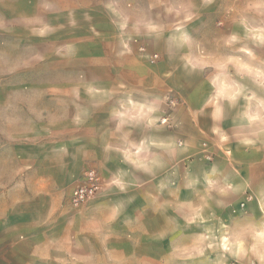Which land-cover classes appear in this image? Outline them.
I'll return each mask as SVG.
<instances>
[{
  "label": "rangeland",
  "instance_id": "374dc122",
  "mask_svg": "<svg viewBox=\"0 0 264 264\" xmlns=\"http://www.w3.org/2000/svg\"><path fill=\"white\" fill-rule=\"evenodd\" d=\"M238 64L241 86L252 89L244 72L264 74V0H0V234L8 240L0 252L23 251L29 221H85L103 197L72 206L95 166L64 174L57 157L44 164L31 146L71 144L89 111L103 133L104 110L129 91L198 108L201 83ZM17 175L25 185L10 191Z\"/></svg>",
  "mask_w": 264,
  "mask_h": 264
},
{
  "label": "crops",
  "instance_id": "0c3cea01",
  "mask_svg": "<svg viewBox=\"0 0 264 264\" xmlns=\"http://www.w3.org/2000/svg\"><path fill=\"white\" fill-rule=\"evenodd\" d=\"M247 67L252 89L238 64L201 83L198 108L129 91L104 110L103 133L89 111L71 144L31 146L64 174L95 166L103 197L85 221H29L23 251L0 252V264H264V74ZM123 194L135 204L117 203Z\"/></svg>",
  "mask_w": 264,
  "mask_h": 264
},
{
  "label": "built area",
  "instance_id": "2783aa9c",
  "mask_svg": "<svg viewBox=\"0 0 264 264\" xmlns=\"http://www.w3.org/2000/svg\"><path fill=\"white\" fill-rule=\"evenodd\" d=\"M102 189L101 177L96 170H88L84 182L73 192L71 204L80 207L95 199Z\"/></svg>",
  "mask_w": 264,
  "mask_h": 264
}]
</instances>
